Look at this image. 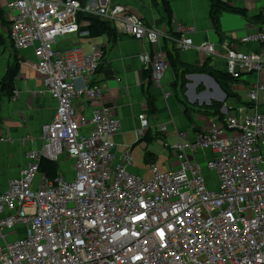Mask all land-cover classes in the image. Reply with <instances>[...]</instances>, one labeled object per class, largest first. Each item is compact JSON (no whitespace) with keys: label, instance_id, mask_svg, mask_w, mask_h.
Here are the masks:
<instances>
[{"label":"built area","instance_id":"built-area-1","mask_svg":"<svg viewBox=\"0 0 264 264\" xmlns=\"http://www.w3.org/2000/svg\"><path fill=\"white\" fill-rule=\"evenodd\" d=\"M7 8L12 46L32 48L35 69L57 110L44 129L41 150L28 154L20 178L0 194V264H264V113L259 112L264 82L249 90L253 117L237 119V112H225L222 120L211 119L206 129L196 131L192 141L176 132L178 142L168 147L176 170L164 173L151 165V179L145 182L126 171L128 153L112 163V137L120 125L102 104L103 91L94 80L102 49L92 46L85 55L77 46L55 51L54 44L78 32V13L95 16L148 43L142 64L151 82L160 85L169 66L165 53L156 50L163 33L123 5L13 0ZM193 32L178 26L175 49L216 55L213 44L194 46ZM248 41L264 49V24L241 42ZM224 58L226 73L235 79L247 73L264 76V54L229 48ZM75 99L90 103V117L75 115ZM138 122L142 138L150 129L144 115ZM165 132V126L151 131ZM7 140L0 133V142ZM208 151L213 154L202 165L197 154ZM63 153L74 161L73 180L42 177L35 186L40 161L56 163ZM209 172L216 176L215 189L206 184ZM16 227H23L20 235Z\"/></svg>","mask_w":264,"mask_h":264},{"label":"crops","instance_id":"crops-1","mask_svg":"<svg viewBox=\"0 0 264 264\" xmlns=\"http://www.w3.org/2000/svg\"><path fill=\"white\" fill-rule=\"evenodd\" d=\"M12 1L0 0L2 14L0 19V82L7 69L15 61L19 63L20 69L14 80L11 97L0 88V133L8 139L0 142V194L10 181L20 178L21 171L29 164L28 154L41 150L45 142L44 129L54 120L57 110V101L46 93L42 77L35 69L32 48L16 50L9 39L10 11L7 5ZM225 1L232 7L245 10L250 16L261 15L264 10V0ZM167 2L172 10L171 27L174 34H176L178 26L192 28L194 32L189 37L194 46L210 43L216 50L214 56L199 53L195 48L179 51V60L188 66L206 65L226 72L224 57L229 48H236L242 53L264 54V49L259 42H241L246 37L255 36L260 29L259 26L247 24L240 16L223 13L220 25L226 39L220 42L209 19L210 0H167ZM85 5L88 8L123 5L132 14L142 19L147 26L154 27L163 33L156 50L166 55L174 47L173 39L175 37L166 31L160 4L154 6L151 0H86ZM78 24V32L58 37L54 49L62 51L71 46H77L85 55L91 53L92 46L98 45L102 49L103 60L94 80L103 91L102 104L112 110L120 125L118 133L112 137V142L115 144L113 164L120 162L123 155L127 153L132 160L135 144L140 139L137 137V130L140 128L138 122L140 115L146 117L149 129L153 133L159 126H165L166 132L160 137H164V144L169 152L168 147H172L178 142L176 132L186 133L187 140L192 141L194 133L206 129L211 119L217 122V118H211L210 115L208 118L204 112L197 111L196 108L203 105L192 109L185 104L186 100L184 101L183 98L189 100L188 92L192 88L194 77L191 76L193 75L186 76L187 84L184 94H181L179 83L176 82V75L169 66L163 72L160 85H155L151 80L146 81L143 78L145 69L141 58L150 51L148 43L131 39L115 26L116 38L114 40H109L106 37L89 39L86 32L87 22L81 20ZM174 50H176L175 47ZM257 82H264V76L258 79L253 73H247L241 76L239 85H235L233 89L237 93L238 89L236 88L244 89L246 87L249 89ZM200 88L201 92L205 90V87L200 86ZM166 93L170 95L165 98ZM150 100L156 106L155 115L148 112L147 102ZM72 105L76 116L90 117L89 102L75 99ZM186 109L187 114L185 113ZM230 109L237 113L241 111L235 107ZM259 112L263 114L264 109L260 108ZM131 136L136 143L127 145L126 142ZM143 145L145 146L143 151L150 152L153 143L150 146L144 143ZM206 154L212 155L213 153L208 151ZM153 155L155 159L150 165H154L156 160V155ZM56 164L58 175H62L65 180H73V159L63 153L59 156ZM126 171L134 176L140 174L131 165L126 167ZM42 177L44 175L39 173L35 180V186ZM15 229L19 231V235L23 232V227Z\"/></svg>","mask_w":264,"mask_h":264},{"label":"trees","instance_id":"trees-1","mask_svg":"<svg viewBox=\"0 0 264 264\" xmlns=\"http://www.w3.org/2000/svg\"><path fill=\"white\" fill-rule=\"evenodd\" d=\"M80 5L83 7L85 5L86 0H78ZM154 6L160 4L162 12L164 14L163 21L165 23L166 31L169 35L173 37L176 36L172 31V10L170 8L169 3L167 0H151ZM223 13H230L237 16H240L245 20V22L249 25L259 26V28L264 24L263 15H254L250 16L245 10L241 8H235L230 6L225 0H210V10H209V19L213 28L214 33L220 40L223 42L226 39V36L222 32L221 25H220V18ZM2 18V14L0 11V19ZM87 22V37L89 39H96L99 37H106L109 40H114L116 38V30L115 28L108 22H104L98 19L95 16L87 15L83 12L78 13L77 21ZM166 59L168 62L169 67L172 68L176 75V82L179 83V89L181 94L185 92V86L187 84L186 76L187 75H205L210 77L217 86L224 92L226 99L222 102L213 101L209 106H202L203 109H208L210 107L212 109L213 114L212 117L222 120L224 118V114L221 113V108L225 106L226 102L229 100H236L237 102L240 101L238 93L233 89V87L240 82V80L233 78L232 76L228 75L226 72H222L220 70L214 69L213 67L201 65V66H188L186 63L179 60V51L174 50V47L171 51L166 53ZM19 63L16 61L12 66H10L5 76L0 82V88L2 91L6 92L8 96L13 95V84L15 78L19 74ZM150 71H144L143 78L146 81H150ZM198 92H201V88L198 87ZM249 108L251 104L247 105ZM147 109L148 112L152 115L156 114V106L152 100L147 102ZM233 109H228L231 112ZM187 109L185 113L187 114ZM209 112V110H206ZM204 112V114L208 115V113ZM161 138L159 134H152L151 131H147L142 138H140L135 146L138 144H146L150 146L155 140ZM144 162L146 164H150L154 159L155 156L151 154L149 151H146L144 154ZM39 173H42L47 180H53L56 176H58V167L55 162H51L48 160H41L39 164Z\"/></svg>","mask_w":264,"mask_h":264},{"label":"rangeland","instance_id":"rangeland-1","mask_svg":"<svg viewBox=\"0 0 264 264\" xmlns=\"http://www.w3.org/2000/svg\"><path fill=\"white\" fill-rule=\"evenodd\" d=\"M223 72V71H222ZM205 75H195L193 81H192V88L189 90V100L183 98L185 101V104L188 105L189 108H196V106H209L213 101H217L219 99H226V96L224 98V92L217 86V84L209 77H203ZM239 85V82L236 84ZM205 87V90L203 92H198V87ZM238 96L240 98V101L237 102L236 100H229L226 102L225 108L228 110L230 108H234L237 110H240V112L236 113V118H251L256 114L255 109H250L247 105L250 104L249 99V90L250 88H236ZM240 89V90H239ZM218 95L222 97H218ZM201 96V97H200ZM200 97V98H198ZM181 98V96H180ZM220 100V101H223ZM218 102V101H217ZM196 104V105H194ZM208 109H203V107H197V111L206 112V110H209L207 117H212L213 111L210 109V107H207ZM225 112V111H224ZM192 114V112H191ZM210 115V116H209ZM127 140V138H126ZM126 142V141H125ZM135 139L131 136V138L126 142V144H135ZM145 149V146L143 145H137L134 147L133 153H132V160H131V167L135 168L140 174L137 177L142 178L145 182H148L151 179V172H150V164H146L144 159L145 152L143 151ZM150 152L156 155V160L154 161V165L157 167V169L161 172H169V171H175L177 168V160L175 157V154L168 151L164 144V137L159 138L153 142V146L150 147ZM139 154V155H137ZM210 158V155L206 154L205 152H201L197 154L196 160L199 161L202 165L205 164L206 160ZM206 178V184L209 185V189H215L216 187V176L214 173L209 172L205 175Z\"/></svg>","mask_w":264,"mask_h":264},{"label":"clouds","instance_id":"clouds-1","mask_svg":"<svg viewBox=\"0 0 264 264\" xmlns=\"http://www.w3.org/2000/svg\"><path fill=\"white\" fill-rule=\"evenodd\" d=\"M176 37H177V35L175 36V38H176ZM173 45H174V43H173ZM224 101H225V100H223V102H224ZM218 102H219V101H218ZM223 102H222V103H223ZM225 105H226V104H225ZM220 111H221V113H223V114H224L225 112H226V113H230V112L225 108V106H223V107L221 108ZM224 111H225V112H224ZM231 112H232V111H231ZM211 118H212V117H211ZM213 118H214V117H213Z\"/></svg>","mask_w":264,"mask_h":264},{"label":"water","instance_id":"water-1","mask_svg":"<svg viewBox=\"0 0 264 264\" xmlns=\"http://www.w3.org/2000/svg\"><path fill=\"white\" fill-rule=\"evenodd\" d=\"M191 77H195V75L191 76ZM203 77H206V76H203ZM206 78H209V77H206ZM224 98H225V95H224ZM220 102V100H217ZM222 102V101H221Z\"/></svg>","mask_w":264,"mask_h":264},{"label":"bare ground","instance_id":"bare-ground-1","mask_svg":"<svg viewBox=\"0 0 264 264\" xmlns=\"http://www.w3.org/2000/svg\"><path fill=\"white\" fill-rule=\"evenodd\" d=\"M201 97V96H200ZM200 97H198V98H200ZM219 97H221L220 95L217 97V98H219Z\"/></svg>","mask_w":264,"mask_h":264}]
</instances>
